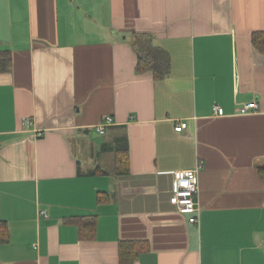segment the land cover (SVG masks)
Here are the masks:
<instances>
[{
    "label": "crops",
    "instance_id": "crops-1",
    "mask_svg": "<svg viewBox=\"0 0 264 264\" xmlns=\"http://www.w3.org/2000/svg\"><path fill=\"white\" fill-rule=\"evenodd\" d=\"M261 30L264 0H0V264H264ZM198 163L196 225L169 197Z\"/></svg>",
    "mask_w": 264,
    "mask_h": 264
},
{
    "label": "built area",
    "instance_id": "built-area-1",
    "mask_svg": "<svg viewBox=\"0 0 264 264\" xmlns=\"http://www.w3.org/2000/svg\"><path fill=\"white\" fill-rule=\"evenodd\" d=\"M258 110L259 104L255 100H252L243 103L236 109V112L245 114ZM213 111L217 115H224L223 108L218 105L213 106ZM24 122L25 124L31 123L29 119H25ZM112 123L113 118L111 116H103L99 124L96 126V132L100 135H104L106 127ZM185 127L186 122L178 121L176 122L174 129L180 132ZM37 135H40V133ZM199 168L200 163H198L193 169L175 170L173 172L172 193L169 197L170 204L173 205L179 213L187 215L188 223L196 225L199 224V207L196 202V197L199 192ZM40 213L45 215V211L43 210L40 211Z\"/></svg>",
    "mask_w": 264,
    "mask_h": 264
},
{
    "label": "trees",
    "instance_id": "trees-1",
    "mask_svg": "<svg viewBox=\"0 0 264 264\" xmlns=\"http://www.w3.org/2000/svg\"><path fill=\"white\" fill-rule=\"evenodd\" d=\"M251 42L255 49L261 54H264V30L254 31L251 34ZM131 44L137 53L136 72L151 71L155 79H163L168 75L170 70V57L162 47L153 42V38L150 34L133 32ZM9 62V51H0V72H4L8 69ZM118 151L122 152V150H118L117 148L115 152L118 153ZM123 153L126 155V148L123 150ZM117 157V165L119 163V167H117L119 170L117 173H120V164L124 162L127 168V159L126 157L122 158L118 155Z\"/></svg>",
    "mask_w": 264,
    "mask_h": 264
}]
</instances>
